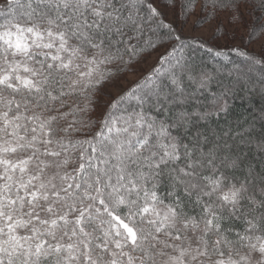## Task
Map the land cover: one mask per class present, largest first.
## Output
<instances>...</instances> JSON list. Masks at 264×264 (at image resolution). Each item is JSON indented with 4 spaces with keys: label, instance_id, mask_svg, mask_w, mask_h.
Wrapping results in <instances>:
<instances>
[{
    "label": "snow or ice",
    "instance_id": "1",
    "mask_svg": "<svg viewBox=\"0 0 264 264\" xmlns=\"http://www.w3.org/2000/svg\"><path fill=\"white\" fill-rule=\"evenodd\" d=\"M257 10L0 0V264H264Z\"/></svg>",
    "mask_w": 264,
    "mask_h": 264
},
{
    "label": "trees",
    "instance_id": "2",
    "mask_svg": "<svg viewBox=\"0 0 264 264\" xmlns=\"http://www.w3.org/2000/svg\"><path fill=\"white\" fill-rule=\"evenodd\" d=\"M257 15L255 17L259 18L262 14L259 10L256 11ZM234 59H239L238 57H234ZM230 67V66H229ZM242 95V99H237L232 102V112L224 117L221 120V125L224 126L225 121H230L233 124L238 119L248 118L251 119L252 115H258L260 108L264 106V99H262L258 94L256 95ZM259 127V125H257Z\"/></svg>",
    "mask_w": 264,
    "mask_h": 264
},
{
    "label": "rangeland",
    "instance_id": "3",
    "mask_svg": "<svg viewBox=\"0 0 264 264\" xmlns=\"http://www.w3.org/2000/svg\"><path fill=\"white\" fill-rule=\"evenodd\" d=\"M161 10L165 12V15H166V17H167L168 20H172V19L174 18V12H173L172 9H170V8H162ZM210 10H211V9H209V11H210ZM255 15H257V12H255ZM192 19H195V17L190 18V20H189V25L185 28V33H186V34L189 33L190 30H191V20H192ZM219 19L221 20V22H222L223 24H227V20L225 19L224 15H221V16L219 17ZM245 19L248 20V19H251V18L248 17V16H246ZM229 31H231V29H229ZM243 32H244V29H243V28H240V29L238 30V32H237V37H239L240 35H242ZM194 34H195V33H194ZM235 43H237V44L240 43L239 38H237V40L235 41Z\"/></svg>",
    "mask_w": 264,
    "mask_h": 264
}]
</instances>
